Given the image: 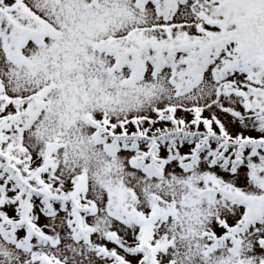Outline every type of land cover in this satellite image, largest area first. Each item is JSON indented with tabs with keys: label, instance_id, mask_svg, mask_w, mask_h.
Segmentation results:
<instances>
[{
	"label": "snow or ice",
	"instance_id": "1",
	"mask_svg": "<svg viewBox=\"0 0 264 264\" xmlns=\"http://www.w3.org/2000/svg\"><path fill=\"white\" fill-rule=\"evenodd\" d=\"M0 264H264V0H0Z\"/></svg>",
	"mask_w": 264,
	"mask_h": 264
}]
</instances>
